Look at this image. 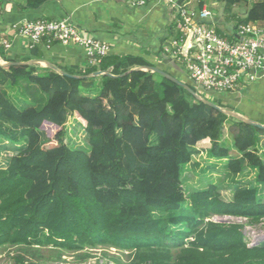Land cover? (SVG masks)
<instances>
[{
    "label": "trees",
    "instance_id": "obj_1",
    "mask_svg": "<svg viewBox=\"0 0 264 264\" xmlns=\"http://www.w3.org/2000/svg\"><path fill=\"white\" fill-rule=\"evenodd\" d=\"M49 1L28 0L27 7ZM214 1L237 21L231 35L216 28L219 36L231 41L241 25L264 30V0ZM243 6L239 18L234 10ZM0 54L15 63L1 46ZM31 54L42 60L38 45ZM30 61L0 65V156L12 153L6 167L0 160V250L14 251L12 264L62 262L66 255L85 263L95 251L114 264L124 263L111 251L125 264H264V240L251 246L244 234L264 223V129L139 70L161 69L142 56L110 53L84 69L53 65L72 77ZM97 72L112 76L90 78ZM71 118L85 123L88 151L65 143ZM46 124L60 129L53 139ZM199 152L224 162L230 201L217 184L185 188L186 167ZM42 250L54 252L44 260Z\"/></svg>",
    "mask_w": 264,
    "mask_h": 264
},
{
    "label": "crops",
    "instance_id": "obj_2",
    "mask_svg": "<svg viewBox=\"0 0 264 264\" xmlns=\"http://www.w3.org/2000/svg\"><path fill=\"white\" fill-rule=\"evenodd\" d=\"M189 2L192 8L198 10L205 0ZM27 5L28 0H3L1 4L0 46L10 61L23 63L29 58L31 61L37 60L32 57L28 42L18 35L17 29L24 22L68 18L76 27L107 44L111 54L145 57L178 80L190 82L188 74L173 61H168L169 55L165 54V48L176 40V33L180 32L176 11L167 5L149 3L137 7L130 0H51L39 8H28ZM203 7H207V4ZM212 13V25L217 28L218 19ZM5 42L10 44L9 49L4 48ZM38 48L41 61L52 65L77 69H84L88 65V56L82 47L60 43L48 47L42 42ZM5 64L8 62L0 54V65ZM218 95L232 99V107L240 115L264 125V74L254 83L241 85L237 93Z\"/></svg>",
    "mask_w": 264,
    "mask_h": 264
},
{
    "label": "built area",
    "instance_id": "obj_3",
    "mask_svg": "<svg viewBox=\"0 0 264 264\" xmlns=\"http://www.w3.org/2000/svg\"><path fill=\"white\" fill-rule=\"evenodd\" d=\"M3 0H0V8ZM181 0H130L144 7L163 4L176 11L179 40L165 48L173 62H180L189 79L200 90L218 94L237 93L241 85L256 82L264 74V30L256 25H241L231 41L217 34L212 25L213 13L207 8L195 9ZM29 49L47 40L65 46L82 47L88 65L96 66L110 55V47L76 27L70 19L60 21H26L17 29ZM4 48L10 44L5 42Z\"/></svg>",
    "mask_w": 264,
    "mask_h": 264
},
{
    "label": "rangeland",
    "instance_id": "obj_4",
    "mask_svg": "<svg viewBox=\"0 0 264 264\" xmlns=\"http://www.w3.org/2000/svg\"><path fill=\"white\" fill-rule=\"evenodd\" d=\"M205 3L207 4L208 9H210L212 12L215 13V16L217 17V28H219L224 34L231 35L233 33V28L236 26V19L232 18L229 15H226L224 13V5L218 2H215L214 0H205ZM246 11V7H237L234 10V13L237 17L242 18L244 16V12ZM235 16V17H236ZM230 19V20H229ZM229 20V21H228ZM216 28V27H215ZM166 54V53H165ZM168 61H173L171 57H169ZM174 63L179 65L183 70L184 68L181 66L180 62ZM185 83V82H184ZM193 85V83H190ZM202 95L201 97L205 100L214 102L220 106L224 107H230L234 109L232 106L233 100L224 99L223 96L218 95V93L213 92H205L202 90H199ZM12 98L14 101H17L18 97L14 93L12 94ZM237 98V97H236ZM235 98V99H236ZM227 110V109H225ZM239 113V112H234ZM240 114V113H239ZM85 123L79 119L71 118L69 122L66 125V137H65V143L71 146L73 149H79V150H89V139L86 134V132L83 129V125ZM229 126H227L228 129ZM44 130L49 133V136L53 139L57 132L60 130L59 128H55L54 126L46 124L44 126ZM227 137H225L226 141L229 140L228 138V132H226ZM230 144V143H229ZM203 151V150H200ZM10 152H5L2 156H0V160L2 162V167H6L8 163V159L11 155ZM197 165V166H196ZM217 165V168L213 170L211 167ZM224 162L220 164L215 163L214 161H211L207 158L206 152H199V154H195L193 157V163L190 166L186 167L185 170V188L188 190V192H192L197 189H205L209 186L210 183L217 184L220 186V190L222 193V197L225 201H230L232 199V191H233V184L229 179L225 178V172L223 170ZM193 167V168H192ZM222 219H226L230 222H236L243 224L245 223V220L241 219H235V218H219L216 217L214 221H220ZM244 234L247 238V241L249 245H255L261 241L264 240V223L260 225L259 227L252 228V227H246L244 229ZM44 254V260L50 256L53 255L52 250H42ZM111 255H115L116 257H120L123 260V263L125 264L127 259L123 256L121 252L117 251H111ZM14 255L13 250H0V264H12V257ZM36 264L40 263L39 260H36ZM42 264H114L113 262H108L106 257L103 256L102 251H95L93 253V258L88 260L85 263H81L78 261V259L74 256L66 255L63 257L62 262H49L48 263H42Z\"/></svg>",
    "mask_w": 264,
    "mask_h": 264
},
{
    "label": "water",
    "instance_id": "obj_5",
    "mask_svg": "<svg viewBox=\"0 0 264 264\" xmlns=\"http://www.w3.org/2000/svg\"><path fill=\"white\" fill-rule=\"evenodd\" d=\"M21 64H24V63H18V62L17 63H8V64H5L3 66H12V65H21ZM28 64H35V65H39L41 67H48V68H51L52 70L57 71L58 73H60L63 76L72 77L71 75H68V74L63 73L61 71H58L55 66H53L52 64H50L48 62H44V61H41V60H35V61H30ZM139 70L144 71V72H152L154 74L161 75L165 79L175 83L178 86L183 87L186 91H188L198 101L203 102L204 104L208 105L209 107H212V108L224 113L225 115H227L229 117H233V118L237 119L238 121H241V122H243V123H245V124H247L249 126H252V127H255V128H258V129H264V125H262V124L254 122V121H252V120L248 119L247 117H244V116H242L240 114L234 113V112L229 111V110L222 109L218 105H216V104H214V103H212V102H210L208 100L203 99L201 96L196 94L195 91L191 87H189L187 84L181 82L177 78L173 77L172 75H170L169 73H167V72H165V71H163L161 69L154 68V67H145V68H142V69H139ZM131 72L132 71H130L129 73H131ZM103 75L112 76V75H110L107 72H97V73L91 75L90 78L91 77H93V78L100 77V76H103ZM123 76H125V75H123ZM225 218H230L231 219V217H225ZM217 222L218 223H231L230 221H227L226 219H222L220 221L218 220Z\"/></svg>",
    "mask_w": 264,
    "mask_h": 264
},
{
    "label": "bare ground",
    "instance_id": "obj_6",
    "mask_svg": "<svg viewBox=\"0 0 264 264\" xmlns=\"http://www.w3.org/2000/svg\"><path fill=\"white\" fill-rule=\"evenodd\" d=\"M165 47V46H164Z\"/></svg>",
    "mask_w": 264,
    "mask_h": 264
}]
</instances>
